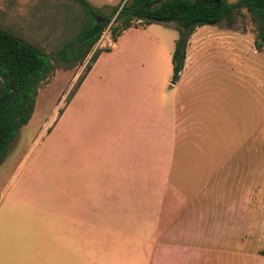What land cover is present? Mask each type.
Returning a JSON list of instances; mask_svg holds the SVG:
<instances>
[{"label":"crops","instance_id":"0c3cea01","mask_svg":"<svg viewBox=\"0 0 264 264\" xmlns=\"http://www.w3.org/2000/svg\"><path fill=\"white\" fill-rule=\"evenodd\" d=\"M25 1L0 0V13ZM162 26L98 44L110 51L47 132L61 121L70 128L63 149L78 154L70 170L83 181L54 188L55 201L15 204L36 217L0 235V264H264V210L252 183L262 174L263 114L231 90L245 72L246 36L197 28L173 83L179 34ZM85 93L93 102L77 116L73 104ZM106 161L114 162L105 170L114 194L143 185L142 214L103 200L113 193L102 184Z\"/></svg>","mask_w":264,"mask_h":264},{"label":"rangeland","instance_id":"374dc122","mask_svg":"<svg viewBox=\"0 0 264 264\" xmlns=\"http://www.w3.org/2000/svg\"><path fill=\"white\" fill-rule=\"evenodd\" d=\"M87 1L98 9L106 8L105 13L108 14L114 7L127 0ZM237 1L228 0L231 4ZM21 6L20 10L0 13V28L37 46L51 58L78 34L79 23L85 17L82 8L69 0H32L23 2ZM114 21L115 19L104 32L99 43L106 36H111L110 27ZM220 25L228 26L232 32L246 36V45L241 42L242 55L246 65L245 72H242L237 80L231 81V90L245 94L248 101H252L250 106L262 110V174L261 178L259 175L256 178L253 177L252 183L256 186L257 197H260L264 210V49L258 52L255 48L256 26L246 10L237 16L233 23L223 22ZM136 26L143 27L145 24L137 23ZM156 26L163 28L161 24H156ZM172 26L176 27L173 23ZM98 44L95 50L99 49ZM90 59L91 55L84 62L78 63L70 69L63 64H57L51 78L40 86L34 115L29 124L19 131L8 156L0 166V235L16 233V225H24V223L16 221L36 217L29 208L17 207L15 204L52 202L57 200L55 197L59 195L53 190L54 188H62L74 180L78 184L82 183L83 179L76 178V175L73 174L74 170H70L71 167L76 168L77 163L72 157L78 154L70 155V157L67 149H65V153L63 149L64 139L69 140L70 138V128L64 127L65 124L61 121L53 134L48 136L47 132L53 131L73 100L78 90L76 84L85 75ZM89 102H93V100L89 99L85 93L83 99L73 104L75 110L73 114L81 116L79 109L87 108L86 106L90 105ZM82 114L88 119L93 116L86 112ZM70 119H72V113L69 118L67 117V122ZM78 165L84 167L82 162ZM103 166L106 175V169L108 171L110 168L114 169V162L106 161ZM69 173L73 174L72 177ZM105 175L101 178L102 184L107 186L106 190L111 189L113 193L110 195L104 193L103 200H108L106 198L110 196L113 199L116 197L118 202H124L125 205L132 208V215L142 214L143 185H137L139 189L134 192L116 195L114 194V177Z\"/></svg>","mask_w":264,"mask_h":264},{"label":"trees","instance_id":"16d2710c","mask_svg":"<svg viewBox=\"0 0 264 264\" xmlns=\"http://www.w3.org/2000/svg\"><path fill=\"white\" fill-rule=\"evenodd\" d=\"M79 5L85 17L79 32L51 58L42 49L21 37L0 28V166L5 161L19 131L29 124L40 86L55 72L57 64L68 69L84 62L90 55L86 73L76 84L77 89L93 68L102 52L96 49L108 26L111 39L118 38L137 23L175 24L179 34L173 53V83L179 81L185 67L190 37L197 28L233 23L246 10L256 26L255 48L264 49V0H127L110 13L106 8L93 7L87 0H69ZM105 20V21H104Z\"/></svg>","mask_w":264,"mask_h":264}]
</instances>
